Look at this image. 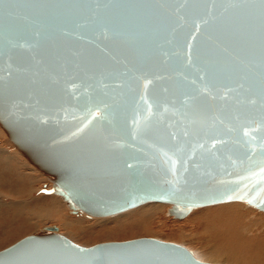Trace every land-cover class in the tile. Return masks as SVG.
Wrapping results in <instances>:
<instances>
[{"label": "water", "instance_id": "water-1", "mask_svg": "<svg viewBox=\"0 0 264 264\" xmlns=\"http://www.w3.org/2000/svg\"><path fill=\"white\" fill-rule=\"evenodd\" d=\"M18 2L0 28L5 40L35 46L6 48L0 57V101L6 98L11 112L4 119L27 126L24 150L52 179L48 193L95 216L149 201L171 205L169 214L178 219L230 200L264 211L259 5ZM202 20L208 23L197 31ZM79 145L86 157L75 161L82 179L67 177L71 161L47 162L50 154L78 153ZM0 264L210 263L152 238L84 248L52 226L0 251Z\"/></svg>", "mask_w": 264, "mask_h": 264}, {"label": "rangeland", "instance_id": "rangeland-1", "mask_svg": "<svg viewBox=\"0 0 264 264\" xmlns=\"http://www.w3.org/2000/svg\"><path fill=\"white\" fill-rule=\"evenodd\" d=\"M0 132L4 135L5 140L8 141L1 128ZM8 143L16 155L15 157L12 156L13 159H11L14 171L18 167L19 160L25 164H29L9 141ZM27 166L34 171L29 172L30 174L25 172L30 177L29 175L21 179H14V175H10L11 178L7 176L3 177V179H6L4 181L8 184L12 180L13 182L8 187L7 184L3 187L1 186L0 191L2 193L4 191L6 194H10L13 199L20 200L23 192L32 187L34 190H32L30 198L32 199L33 197L34 199L27 206L12 209V211L7 206H0V251L7 249L25 237L35 235L47 227L54 226L57 229V234L84 248L108 242L152 238L184 247L191 251L194 258L198 261L200 260V262L223 264L221 262L215 263L204 255L203 251L205 250L204 246L206 247V239L198 236L190 221L197 213L202 215L203 213H199L201 210L203 211L207 207L218 206L228 202L201 206L203 208H192L191 213L183 220H175L170 217L168 212L171 205L160 202H146L143 205L108 217H90L82 213L78 208L75 209L77 211L75 214L70 208L69 203L61 200L54 194L48 193L53 183L31 164ZM51 199L61 200L62 206L56 203L53 209V205L50 204L52 203ZM3 200L4 202L10 201V199H5V197ZM230 203H240L241 209L248 211L250 216L256 219V222L258 221V225L261 224L262 229L260 231L264 235V211L257 210L245 202ZM65 204L69 205V208ZM142 206L146 208L141 210ZM48 208L52 213L47 211ZM40 209H43V211ZM120 217L121 221L119 220ZM188 226L191 227L188 228ZM260 237H262L261 234L259 235Z\"/></svg>", "mask_w": 264, "mask_h": 264}, {"label": "bare ground", "instance_id": "bare-ground-1", "mask_svg": "<svg viewBox=\"0 0 264 264\" xmlns=\"http://www.w3.org/2000/svg\"><path fill=\"white\" fill-rule=\"evenodd\" d=\"M5 101H7L6 98L2 99V101H0V128H1V130L3 131L5 136L7 137L8 141L20 153V155L29 164H31L35 169H37L40 173H42L40 171V169L37 167V165L30 158H28V156L24 150V147H25L24 145L26 144V139H27V135H28L27 126L23 125L22 123L14 122L13 119H9L11 121H7L6 119H4V118H6L4 115H6V114L10 115V113H11L10 110H8L9 105L7 103H4ZM3 103H4V105H3ZM13 137L17 138L23 146H21L19 144H15ZM8 141L5 140L4 135H2V133L0 132V188H1V186L3 187L6 184L8 187L9 185H11V182H13V180H12L9 184L6 183L4 181L6 179H3L4 176L11 178L10 175H12V176L14 175L15 176L14 179H21V178L28 176L30 174L29 172H34L33 170H31L27 166L29 164L26 163L27 164L26 165L25 163L21 162V160L18 161V167H17L16 171H14V166H13V163H11V159H13L12 156L15 157L16 155L12 151V149L10 148ZM81 147H82V145L77 146L76 148L78 149L77 150L78 153H75L73 150V152H71V154H70V157L69 156L65 157V156H63L64 154H61V155H53V154L49 155L48 154L49 159L47 158V160H49V161H47V162H50V160H51V161H53V163H55V166L57 164H58L57 166H60V164L63 165L62 161L63 162L65 161L66 163L71 161L72 162L71 167H70L71 171H69V173H67L68 174L67 177H70L69 179L72 178V180H80V179H82V177H80V175H77V174L79 173L78 170H80L81 167L79 168V166L77 164H75V161L77 160L78 157H79L80 161H82V162L86 160V157L83 156V154L80 150ZM72 149H74V148H72ZM60 156H63V157H60ZM64 157H65V159H64ZM37 159L40 162H42V160H45L42 155H40ZM53 163L50 162L51 165ZM75 170H77L76 174H75ZM25 172H28L29 174L25 173ZM42 174L45 175L44 173H42ZM45 176L52 182V179L50 177H48L47 175H45ZM29 177H30V175H29ZM84 180H85V178H83V181ZM32 190H34V189L31 187V189L27 190L26 192H23V196L20 200L19 199L15 200V199H13V197L10 194H6V192H4V191L2 193L0 191V206H4V207L7 206L10 211H12V209L23 208V207L27 206L32 201V199H34L33 197H32V199L30 198ZM19 193H17V194H19ZM54 195H56V197H59L61 200L65 201L60 195H58V194H54ZM4 197H5V199L6 198L10 199V201L4 202V200H3ZM58 199H51L52 203H50V204L53 205V207H52L53 209H54V206L56 203H58L60 205L62 204V203H60L61 200L58 201ZM149 202H154V201H149ZM227 202L228 203H226V204L213 206V207H207L203 211L201 210L202 212L200 211L199 213H203L202 215L195 213L196 215L190 221L195 232H197L198 236L206 239L207 243H206V247L204 246V249H205L203 251L204 255L207 258H209L211 261H214L215 263L221 262L223 264H264V235L260 231L262 229V227L260 226L261 224L258 225V223H257L258 221L256 222V219L252 218L248 211H246L245 209H244L245 211H243L241 209V206L239 205L240 203H230V202H245V201H243V200L242 201L230 200ZM67 203H69V202H67ZM245 203H248V202H245ZM143 204H140V205H143ZM140 205H138V206H140ZM210 205H212V204H210ZM249 205H251L254 208H256L257 210H259L256 206H254L252 204H249ZM66 206L68 207L69 205H66ZM52 208H51V210H53ZM145 208H146L145 206H142V208H140V209L143 210ZM195 208L197 209V208H203V207L198 206ZM48 209H47V211L51 212L50 209L49 210ZM130 209H132V208H130ZM130 209H128V210H130ZM40 210L43 211V209H40ZM72 211L75 214L77 213V211L75 209ZM80 211L87 216L96 217V218L111 216V215L95 216V215L88 214L82 210H80ZM125 211H127V210H125ZM125 211H123V212H125ZM260 211H262V210H260ZM119 213H122V212H119ZM190 213H191V211L189 212V214ZM189 214H187L185 217H183L181 219H178V218H175L174 216H171L168 212V215L175 220H183L184 218L188 217ZM64 215H66V214H64ZM112 215H115V214H112ZM119 220L121 221V217ZM190 227L188 226V228H190ZM38 233H40V232H38ZM260 234L262 237L259 238ZM180 239H182V238L180 237Z\"/></svg>", "mask_w": 264, "mask_h": 264}, {"label": "snow or ice", "instance_id": "snow-or-ice-1", "mask_svg": "<svg viewBox=\"0 0 264 264\" xmlns=\"http://www.w3.org/2000/svg\"><path fill=\"white\" fill-rule=\"evenodd\" d=\"M191 0H173V3H178L180 5L188 4ZM199 2L204 4H217V0H199ZM251 5H259V8L261 9L262 17H264V0H249ZM238 0H231L230 5H237ZM16 4H19L18 0H0V20L3 21V18L7 16L9 20H11L13 15L14 6ZM96 5H100L99 3H96ZM206 11H210V9H206ZM87 21V20H86ZM83 22V21H82ZM88 22V21H87ZM207 20H202L201 23H196L195 27L197 31L200 30L201 24H207ZM77 27L81 26L80 23L76 24ZM103 27V26H102ZM35 45L31 42L25 41L23 38L20 39H8L5 40V33L4 28H0V57H3L5 54V50L12 49V48H25V47H34ZM191 47V45H189ZM189 65L192 63V57H188V60L186 61ZM199 79L203 80L204 76L200 75L198 77ZM4 81V74L3 70L0 69V84H2ZM150 83V82H149ZM261 89L259 93V102L262 106H264V78L261 79ZM240 87H243V85H240ZM231 91V89H229ZM257 101L255 98L249 99V103L255 104ZM247 135V133H245ZM128 167H131V165H128Z\"/></svg>", "mask_w": 264, "mask_h": 264}]
</instances>
